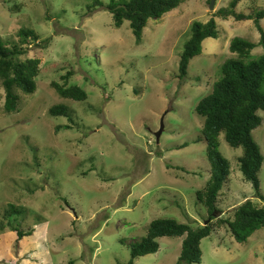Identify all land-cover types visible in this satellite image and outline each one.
Masks as SVG:
<instances>
[{"label":"rangeland","instance_id":"374dc122","mask_svg":"<svg viewBox=\"0 0 264 264\" xmlns=\"http://www.w3.org/2000/svg\"><path fill=\"white\" fill-rule=\"evenodd\" d=\"M231 1L217 0L211 10L209 0H180L148 21L138 43L130 21L116 27L106 6L87 12L89 0H0V36L16 43L22 27L35 30L39 40L28 42L25 58L41 59L37 91H19L13 111L5 109L0 82V264L177 263L183 237L159 238L156 253L133 260L131 243L145 237L155 219L197 227L208 218L197 197L211 172L204 119L195 108L212 92L222 64L235 57L232 39L260 41L254 20L220 15ZM259 10L264 0H242L236 8ZM213 16L218 37L204 40L181 78L180 57L193 22ZM263 54L259 45L251 59ZM54 81L80 85L89 97L66 99ZM56 104L69 107L72 121L49 114ZM259 113L263 122L253 137L264 154V110ZM220 142L231 174L215 216L232 219L247 199L258 206L264 200L240 169L243 147L231 146L224 134ZM259 180L264 196V163ZM12 206L19 210L8 217ZM13 226L33 234L18 242ZM201 247L197 264H264V227L245 243L226 225L215 227Z\"/></svg>","mask_w":264,"mask_h":264},{"label":"trees","instance_id":"16d2710c","mask_svg":"<svg viewBox=\"0 0 264 264\" xmlns=\"http://www.w3.org/2000/svg\"><path fill=\"white\" fill-rule=\"evenodd\" d=\"M241 1L232 0L230 9L219 13L224 19L233 17L237 21L254 20L260 32V41L256 43L242 37L232 39L230 50L235 57L227 59L222 64V75L214 83L212 92L204 96L195 108L197 114L204 119L202 135L207 143L206 155L211 172L206 186L197 191L199 202L207 208L208 223L194 227L175 218L155 219L150 223L147 235L140 241L131 243L132 260L156 253L160 248L159 238L168 236L183 237L182 251L176 264H197L203 260L202 240L209 237L215 227L226 225L240 243L247 242L257 230L264 227V206H258L252 199H247L236 207L232 219L215 216L219 211L220 192L231 174V163L220 152L222 134L231 146L243 147V155L239 158L240 169L244 177L253 184L256 195L264 200L259 180L264 154L253 137V131L263 122L259 111L264 110V54L251 59V54L257 46L261 45L264 48L262 25L264 10L253 14L238 13L236 8ZM179 5L180 0H110L107 5L103 0H89L85 7L87 12H91L106 6L113 14L116 27H121L126 20L130 21L137 42L140 43L143 30L150 19H159ZM19 37V42L9 43L0 36V82L6 91V111L17 108V100L21 97L19 91L24 94H34L37 91V79L41 72L40 58H25L30 50L27 46L28 42L38 41V33L33 29L22 27ZM216 37H218L217 16L211 17L205 23L193 22L191 36L185 43L180 57L181 78L187 76L190 61L201 54L204 40ZM39 44L37 43L36 46ZM66 84L62 85L56 81L52 83L58 93L66 99L76 101L88 99L89 95L83 87ZM49 114L56 117L64 116L72 121L66 104L53 105ZM181 169L185 168L181 167ZM18 210L16 206L9 208L8 217ZM13 230L17 233L18 242L25 236L33 234V230L24 231L14 226ZM130 264H133V261Z\"/></svg>","mask_w":264,"mask_h":264},{"label":"water","instance_id":"95a60500","mask_svg":"<svg viewBox=\"0 0 264 264\" xmlns=\"http://www.w3.org/2000/svg\"><path fill=\"white\" fill-rule=\"evenodd\" d=\"M216 1H217V0H210V9H211V10H214V9H215ZM164 129H165V124H164V122H162V123H161V128H160V130L157 131V132L155 133L156 138H157V141H159V139H160V137H161V135H162ZM215 215H216V213H215ZM207 223H208V222H206L205 225H207Z\"/></svg>","mask_w":264,"mask_h":264}]
</instances>
